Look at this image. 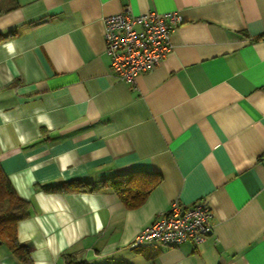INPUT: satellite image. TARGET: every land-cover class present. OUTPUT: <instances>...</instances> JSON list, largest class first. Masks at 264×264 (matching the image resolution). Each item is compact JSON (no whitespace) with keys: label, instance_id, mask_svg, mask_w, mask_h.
<instances>
[{"label":"crops","instance_id":"1","mask_svg":"<svg viewBox=\"0 0 264 264\" xmlns=\"http://www.w3.org/2000/svg\"><path fill=\"white\" fill-rule=\"evenodd\" d=\"M151 10L183 21L131 85L103 18ZM263 35L264 0L0 1V166L30 203L17 239L33 264H264ZM138 171L162 180L132 210L110 189L43 190ZM174 201L211 210L205 240L131 248Z\"/></svg>","mask_w":264,"mask_h":264},{"label":"built area","instance_id":"2","mask_svg":"<svg viewBox=\"0 0 264 264\" xmlns=\"http://www.w3.org/2000/svg\"><path fill=\"white\" fill-rule=\"evenodd\" d=\"M177 13L154 10L140 15L122 12L103 18L105 53L112 75L134 85L136 78L158 66L171 52V34L182 22ZM264 162V160H263ZM213 213L203 203L183 206L171 203L164 214L141 230L131 248L159 245L177 248L185 243L200 245L213 230Z\"/></svg>","mask_w":264,"mask_h":264},{"label":"trees","instance_id":"3","mask_svg":"<svg viewBox=\"0 0 264 264\" xmlns=\"http://www.w3.org/2000/svg\"><path fill=\"white\" fill-rule=\"evenodd\" d=\"M2 1V0H0ZM258 39H264V35ZM160 174L149 172H132L112 176L96 183L69 181L53 187H44L48 193L87 192L93 193L104 189L112 190L126 209L140 207L161 183ZM30 215V203L21 199L8 177L0 166V247L5 246L8 252L21 264H33L28 248L17 239V225ZM66 264H84L77 262L71 255L65 256Z\"/></svg>","mask_w":264,"mask_h":264},{"label":"rangeland","instance_id":"4","mask_svg":"<svg viewBox=\"0 0 264 264\" xmlns=\"http://www.w3.org/2000/svg\"><path fill=\"white\" fill-rule=\"evenodd\" d=\"M3 248H5V247H3Z\"/></svg>","mask_w":264,"mask_h":264}]
</instances>
